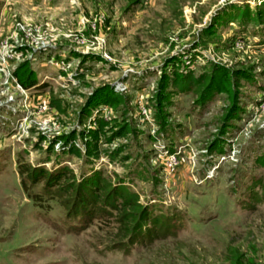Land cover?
Returning a JSON list of instances; mask_svg holds the SVG:
<instances>
[{
	"label": "rangeland",
	"instance_id": "obj_1",
	"mask_svg": "<svg viewBox=\"0 0 264 264\" xmlns=\"http://www.w3.org/2000/svg\"><path fill=\"white\" fill-rule=\"evenodd\" d=\"M108 87L116 104L88 109ZM98 118L125 132L89 161ZM97 173L107 186L81 206L122 184L133 205L77 214L76 185ZM252 262L264 264V0H0V264Z\"/></svg>",
	"mask_w": 264,
	"mask_h": 264
},
{
	"label": "trees",
	"instance_id": "obj_2",
	"mask_svg": "<svg viewBox=\"0 0 264 264\" xmlns=\"http://www.w3.org/2000/svg\"><path fill=\"white\" fill-rule=\"evenodd\" d=\"M136 4H139L141 0H133ZM25 72H24V76H21V72L22 70L19 69L18 71H16V74L18 76V80L20 81L21 84H23L25 87H31L34 86L37 78H36V73L34 72V70H31L30 67L28 66V63L26 64V67L24 68ZM229 71L225 68L222 67H218L215 71H214V75L216 74H227L228 75ZM81 78H84V75L81 74L80 75ZM190 77V73H184V72H175V77H174V82L175 83H180L179 79L183 80L182 83H187V85L191 84V82L188 80V78ZM168 79V77H164L163 81H166ZM202 79V77H198L197 79L194 78V80H192V82H200V80ZM213 78L211 77V80ZM216 79L220 80L218 77H216ZM211 86H215L217 83V80L211 82ZM109 92H107L105 100H102L100 102H94L89 104L88 109L92 110V105L94 104L95 107H97L100 104H109V105H115L116 102H114V100H118L121 98V94L116 93L113 89V87H108ZM92 101V100H91ZM92 104V105H91ZM52 106L56 107L57 109H61V100H53L52 101ZM90 112V111H89ZM160 116V115H159ZM162 117V116H161ZM230 117H234V116H230ZM96 127L95 128H90V130L88 131V136L91 138V141L87 142V148H86V158L87 160L91 161L94 157H98L101 150L99 149V145L100 143H110L112 136L115 135L116 137L122 136L125 132L124 128L123 130H120V132H117V128L115 126H113V124L110 121H107L103 118H98L96 120ZM159 121L161 122H165L163 119H160ZM125 129H128V125L125 127ZM83 134H86V132H84ZM76 138V133L72 134V139L74 140ZM74 143V142H73ZM71 145V152L76 154V155H80L81 154V149L78 148L75 144ZM115 156V154H111V159H113ZM21 173H23L24 175H28V179L32 181L33 184H40L42 183L45 179L47 180V185L50 187L53 186H60L62 184V182H60L61 180V175H53L51 178L50 176H48L50 173L47 170H43L42 174H39L38 176L34 174V171H31L30 167H26L21 169ZM25 182V180H23ZM107 186V184L105 183L104 180H102L101 176L99 175V173H97L96 177H89L87 178L84 182H81L79 184L76 185L77 190H80L81 192L75 197V201L74 203V208L76 209V213H84L90 216L97 214V213H103L105 215L111 216L113 215V213L115 211H121V210H125L128 209L129 207H131V205H133L134 203V199L131 196V190H129V187L126 185H119L117 187V189H115V186H113V192L108 193L106 195V199L103 203V205H100L99 207H95V209L93 210H86V207H83L81 205H84L85 203L88 204V206H95L96 205V200L94 198H98V196H94L91 192V187H95V191L98 192L100 191L103 187ZM112 187V185H108V187ZM65 187H61L60 186V191L62 190V192L65 190ZM115 189V190H114ZM82 191H85L84 194L82 193ZM115 191V192H114ZM67 194V193H66ZM91 194V195H90ZM32 199H34L35 201L38 200L39 197H41L39 194H35L34 196H31ZM147 210H143L144 212V216L148 215V212L146 214ZM133 215V214H132ZM131 214H124L122 216V220H128L131 218L132 216ZM150 215V213H149ZM102 216V217H103ZM142 219L145 220L146 218L142 216ZM153 220L154 223L159 222L158 218H151ZM121 220V219H120ZM139 229H144V224L143 222H141L140 224H138ZM129 242L132 244L134 242L133 238H130ZM122 243V242H121ZM120 243V244H121ZM251 264H256V262H252Z\"/></svg>",
	"mask_w": 264,
	"mask_h": 264
},
{
	"label": "built area",
	"instance_id": "obj_3",
	"mask_svg": "<svg viewBox=\"0 0 264 264\" xmlns=\"http://www.w3.org/2000/svg\"><path fill=\"white\" fill-rule=\"evenodd\" d=\"M15 55V54H14ZM14 55H13V57H14ZM57 64H58V66L59 67H64L65 65H66V61L64 60V59H61L60 61H58L57 62ZM14 78V77H13ZM15 79V78H14ZM20 87L24 90V88L22 87V85H20ZM122 86L121 85H118L117 86V88L119 89V88H121ZM127 87V86H126ZM37 97V96H36ZM44 99V96H40L39 98H38V101H40L39 103L41 104H45V105H47V100H45ZM145 112H146V110H145ZM169 158H170V156H169ZM172 159V158H171ZM173 160H176V158H174Z\"/></svg>",
	"mask_w": 264,
	"mask_h": 264
}]
</instances>
